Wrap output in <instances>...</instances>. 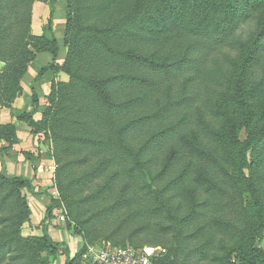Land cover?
Masks as SVG:
<instances>
[{
  "label": "rangeland",
  "instance_id": "obj_1",
  "mask_svg": "<svg viewBox=\"0 0 264 264\" xmlns=\"http://www.w3.org/2000/svg\"><path fill=\"white\" fill-rule=\"evenodd\" d=\"M89 1L37 0L32 5L31 32L37 35L42 26L52 29L58 10L56 34L64 53L61 67L50 66L42 96L34 90L41 73L30 78L24 74L10 104L27 99L23 122L33 136V150L22 151L27 169L13 172L9 162L0 161V175H22L30 179L31 188L0 184V264H68V252L69 264H78L84 254L118 248L156 253L157 264H264V34L256 53L247 54L244 72L227 64L228 56L221 52L208 58L206 44L188 55V64L145 71L152 80L149 87L113 83V103L105 106L85 78L109 73L93 60L107 48L100 40L104 26L120 15L91 9ZM191 2L213 4V18L215 5L231 0ZM250 9L259 15L264 8ZM201 12H183V18L196 19ZM254 15L248 21L230 17L237 22L226 36L231 56L254 32ZM150 16L153 26L181 17L170 9L164 16L152 9ZM0 17L5 18L4 8ZM123 21L108 26L125 35L119 39L123 45L112 49L131 53L141 43L129 35L139 29ZM169 33L178 35L176 29ZM158 47L155 42L143 46ZM6 50L0 49V70L7 67ZM127 66L126 72L138 74L131 64L116 72ZM8 129H0V144L14 162L16 155L8 153ZM191 132L204 136L215 160L205 163L180 151L166 162L164 156L180 147L178 137ZM247 139L245 157H239V146L227 143ZM194 166L203 167L211 186L193 184ZM242 173L250 180L245 182ZM49 206L54 207L50 216Z\"/></svg>",
  "mask_w": 264,
  "mask_h": 264
},
{
  "label": "trees",
  "instance_id": "obj_2",
  "mask_svg": "<svg viewBox=\"0 0 264 264\" xmlns=\"http://www.w3.org/2000/svg\"><path fill=\"white\" fill-rule=\"evenodd\" d=\"M0 3V8L5 10V18L0 17V49L7 48V67L0 70V105L10 107L15 94L20 90L19 81L22 76L27 72L29 64L35 60L37 54L41 52H50L52 55V62L41 68L39 74L41 75L48 70H51L50 66L61 67L62 64H57L56 57L59 52V45L54 36L47 37L44 33L33 34L31 32V19H32V5L37 0H3ZM154 1H157L154 6ZM190 0H90L88 7L91 9L104 8V13L113 17L120 15L117 22L107 24L104 26V36H101V44L107 48L102 50L97 58L93 60L96 66L105 68L109 71L108 74H101L95 76H86V80L89 81V88L94 93L97 100L101 101L105 106L113 103L111 86L113 83L118 82H135L139 86L149 87L152 84V80L144 75L145 71H169L172 67L185 65L189 63L188 55L197 47L209 45L210 50L207 54L209 58L211 54L221 52V55H227V64L231 65L234 69L240 66L242 72L245 71L247 66L248 56L250 52L256 53L260 38L264 34V9L257 15L255 12H251L250 7L254 9L264 8V0H231L230 3L221 5H215V15L210 18L209 9L213 6L209 2L204 6L199 5L197 2L194 4L188 3ZM145 6L146 13H141V9ZM191 7V8H190ZM155 9L160 11V16L166 14V10L170 9L171 13L180 15L175 22L170 20L169 23L161 26L152 25V17L150 16L151 10ZM171 9H173L171 11ZM202 11L201 15H196V19H184L183 12L191 14V11ZM191 10V11H189ZM254 15L256 27L254 32L249 36H246L244 40L239 44L236 50L235 56L230 55L229 43L226 42V36L228 31L236 25V21H230V17L233 19L242 17L243 21H248L251 15ZM155 20L158 18L153 16ZM125 20V21H123ZM123 23L133 22V27L139 29L136 33H131L129 37L133 36L135 42L138 40L141 46L134 52H125L114 50L112 47L122 46L123 43L119 39L125 38L119 36L115 31L116 27L113 26L119 22ZM5 23V25H4ZM113 28V29H112ZM51 30L50 28H48ZM170 29H176L178 35L172 36L169 33ZM182 31L179 33V31ZM102 31V30H101ZM106 32V33H105ZM158 34L155 40H152L153 35ZM169 34V35H167ZM192 34V35H191ZM169 38H165V37ZM105 37V40L103 39ZM128 37V38H129ZM94 40V38H93ZM114 41L116 42L114 44ZM119 42V43H118ZM134 42V43H135ZM152 42L159 45L157 50L144 49L143 46H148ZM207 47V45L205 46ZM228 51H223L226 49ZM253 54V53H252ZM25 57H27L25 59ZM95 57V56H93ZM135 66L138 69V74H129L124 69L123 72H116L117 68L122 65ZM134 67V68H135ZM230 67V66H229ZM5 74V75H2ZM72 75V74H71ZM36 94L33 93L35 98ZM20 113V112H19ZM14 114V113H13ZM19 120L24 121L25 113L21 112L19 115H15ZM25 122V121H24ZM199 122V121H198ZM9 128L6 132L10 133L11 128L9 126L0 125V129ZM130 127H127L128 130ZM251 130V128H249ZM9 136V135H8ZM84 138H81L83 141ZM249 139L245 142L239 140L227 141L232 146H239L241 148L238 151L239 157L246 155L247 149H249ZM204 136L199 132H191L190 135L181 134L178 137L179 148H172L166 156H164L166 162H171L176 158V155L180 151H186V153L192 155L194 158L199 159L205 163L215 160L216 157L210 156L207 144L203 143ZM10 142V141H9ZM248 147V148H247ZM7 149L0 144V161H6ZM245 182L249 181L245 174H241ZM191 181L196 187L207 188L213 183H210L209 175L203 170L202 166H194L191 171ZM0 184L9 185L19 188L30 190L31 182L29 178H25L22 175L5 176L0 175ZM221 191V188H217ZM54 206V202H53ZM57 208L56 205L54 206ZM53 207V208H54ZM49 206L46 209L48 216L51 215L52 209ZM237 212V209H236ZM254 219L259 222L260 218L255 211H253ZM215 223L221 224L220 220H215ZM251 228H256L252 226ZM44 242L49 247L52 246L50 239L47 236L43 237ZM68 252V250H67ZM156 260V263H158ZM71 256L68 252L66 263H70Z\"/></svg>",
  "mask_w": 264,
  "mask_h": 264
},
{
  "label": "crops",
  "instance_id": "obj_3",
  "mask_svg": "<svg viewBox=\"0 0 264 264\" xmlns=\"http://www.w3.org/2000/svg\"><path fill=\"white\" fill-rule=\"evenodd\" d=\"M33 17V16H32ZM58 18V10L55 14V24L52 25V29L49 30L47 27L41 28V31L39 34L44 33L47 37L54 36L58 42L59 45V52L56 57L57 64H61L62 55L64 53V48L60 46L57 34H56V21ZM44 22V21H43ZM43 25V24H42ZM32 28H33V19H32ZM52 55L50 52H41L37 54L34 61L31 62L29 65L28 71L25 73V78L31 77L35 73H39L41 68L46 66L47 64L52 62ZM50 70L43 73L40 77L37 78V82L34 83V90L38 95H43L47 91L48 81L51 77ZM29 95L26 96L28 98ZM21 99V100H20ZM28 105L27 99L25 98H17L15 99L14 103L10 107H0V125L2 126H9L11 128L10 133L8 135L10 136V139L12 141L8 144L9 149V156L12 154L16 155V161L11 162V160L6 157V161L9 162L11 165V168L13 172H16L17 169L20 170V167L23 169H27V161L24 159L22 155V151H31L33 150V136L30 133L29 127L24 123L23 121L19 120L15 115L12 113L13 109H20L23 112L28 111ZM45 162H42L41 166H44ZM24 173V172H23Z\"/></svg>",
  "mask_w": 264,
  "mask_h": 264
},
{
  "label": "built area",
  "instance_id": "obj_4",
  "mask_svg": "<svg viewBox=\"0 0 264 264\" xmlns=\"http://www.w3.org/2000/svg\"><path fill=\"white\" fill-rule=\"evenodd\" d=\"M158 254L131 248L101 250L96 254H84L78 264H157Z\"/></svg>",
  "mask_w": 264,
  "mask_h": 264
}]
</instances>
